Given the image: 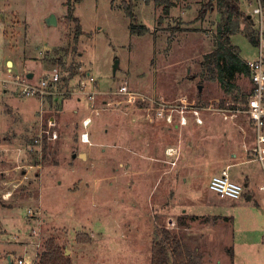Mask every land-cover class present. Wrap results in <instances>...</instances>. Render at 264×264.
I'll return each mask as SVG.
<instances>
[{
    "label": "rangeland",
    "instance_id": "rangeland-1",
    "mask_svg": "<svg viewBox=\"0 0 264 264\" xmlns=\"http://www.w3.org/2000/svg\"><path fill=\"white\" fill-rule=\"evenodd\" d=\"M205 2L176 0L165 13L153 0H0V264H34L51 237L73 264H147V247L150 255L161 232L156 224L152 232L153 214L166 197L172 213L183 207L229 218L223 225L233 243L223 251L211 243L213 261L264 264V169L246 150L255 129L242 102L252 83L238 75L236 90L227 92L203 72L206 55L216 49L220 20L217 11L199 17ZM257 5L241 0L249 18ZM71 9L82 28L77 41L75 22L67 19ZM50 14L57 15V26L46 24ZM243 19L231 43L245 62L256 58L257 48ZM132 24L147 29L133 34ZM54 69L65 95L60 104L48 97L42 113L40 99L24 97L20 83L38 82ZM88 74L96 80L87 89L95 92L94 107L79 89ZM123 83L148 100L128 103L117 93ZM160 98L176 104L187 98V127L192 121L201 127H176L177 112L171 127L153 119L151 100ZM192 109L199 110L202 124ZM85 116L93 120L92 147L79 141ZM51 117L56 125L50 131L59 138L44 135L36 143ZM151 144L177 150L158 171L151 170ZM211 146L250 160L232 168L238 174L232 180L250 183L241 200L218 201L209 189L218 164L211 153L201 159L199 151ZM84 149L89 158H72Z\"/></svg>",
    "mask_w": 264,
    "mask_h": 264
},
{
    "label": "built area",
    "instance_id": "built-area-1",
    "mask_svg": "<svg viewBox=\"0 0 264 264\" xmlns=\"http://www.w3.org/2000/svg\"><path fill=\"white\" fill-rule=\"evenodd\" d=\"M258 5L251 11V20L256 36L257 56L254 60L245 61L246 66L249 69V79L252 83L250 93L245 102L244 108L245 114L248 116L253 129H255L254 142L246 150L258 160L264 169V0H257ZM62 82V76L58 69H54L51 73L41 78L38 82H32L26 80L20 83V93L25 97H35L41 100H45L48 97H58L63 93L60 91V84ZM96 80L88 74L83 80L80 81V92L87 96V100L90 102L91 107L95 106V92L87 91L88 86L94 85ZM119 95L130 104H136L137 102H146L148 97L143 96L139 92L130 89L128 83H123L119 91ZM152 118L157 121H163L172 125L175 121V112L178 113V126L185 127L189 123V116L186 114L188 109L187 98H181L179 103L170 102L164 98L151 100ZM195 115V121L198 124H202L203 120L200 116L198 109H192ZM48 131L43 132L41 130L40 136L36 139V143L42 141V137L47 135L49 141H56L59 138L56 130L50 131L55 123V118L48 119ZM83 127L88 129L92 123L91 116L83 120ZM81 141L85 144L92 145L90 135L87 131L81 134ZM175 149L168 148L166 153L172 155ZM264 188V185H263ZM209 189L215 192L220 198L239 200L244 194V187L231 179L229 168L224 169L219 175H214L209 183ZM10 193L5 194L4 197L8 198ZM31 212V211H29ZM176 226L175 221L171 218L167 223L168 228H174ZM17 264H30L27 259H19Z\"/></svg>",
    "mask_w": 264,
    "mask_h": 264
},
{
    "label": "trees",
    "instance_id": "trees-1",
    "mask_svg": "<svg viewBox=\"0 0 264 264\" xmlns=\"http://www.w3.org/2000/svg\"><path fill=\"white\" fill-rule=\"evenodd\" d=\"M157 6H161L165 13L175 6L176 0H153ZM125 11L129 17L135 18L132 5L127 4ZM220 15L218 22V41L214 52L206 55L204 71L206 75L220 83L227 92L236 90L235 80L238 75L249 78V69L240 58L238 49L231 43V37L241 27L240 19L243 17L244 32L246 36L255 44L256 36L252 26V20L241 10V0H206L199 12V17L204 18L209 12H216ZM67 19L75 22L74 39L77 41L82 33L80 21L74 19L72 9L67 15ZM139 27V30L137 29ZM131 32L146 30L145 25L130 26ZM140 33V32H139ZM138 33V34H139ZM251 90V88H250ZM249 92L242 95V102H246ZM236 100L238 98L236 97ZM177 224H185L182 218H178ZM175 228H161L160 235L156 237L151 246V264H203L202 258L196 255V250H192L175 231ZM233 251V250H232ZM231 255L233 256V252ZM34 264H73L70 257L65 255L63 246L57 243L54 237L45 241L44 249L38 256Z\"/></svg>",
    "mask_w": 264,
    "mask_h": 264
},
{
    "label": "crops",
    "instance_id": "crops-1",
    "mask_svg": "<svg viewBox=\"0 0 264 264\" xmlns=\"http://www.w3.org/2000/svg\"><path fill=\"white\" fill-rule=\"evenodd\" d=\"M8 63L12 64V61H8ZM15 64L16 63H14L13 68L15 67ZM29 74H33V73H29ZM29 74H28V76H29ZM32 78H34V74H33ZM32 78H30V79H32ZM30 81L33 82V80H30ZM61 85L62 84H60L59 89H60V91H62L63 94L60 97L65 95L64 91L62 90L63 85L62 86ZM63 98H64V96L62 98H59V96L58 97H50V99L54 100L55 102H57L59 104L62 103ZM40 101H41L40 111L43 113V112L47 111L46 109H47V103L49 102V99L48 98L45 100L40 99ZM85 117H87V116H85ZM84 118H83V120H84ZM92 122H93V120H92ZM249 122H250V120H249ZM193 125L195 126V129L198 127H201L192 121V123L190 124V127ZM168 126L171 127L172 125H168ZM175 126L179 127L178 123ZM190 127L186 126V127H179V128L187 131L188 128H190ZM250 127L253 130V126H252L251 122H250ZM82 128H83V130L80 133L79 141H80V145L84 146V145H88V144H85L81 141V134L83 132L87 131L90 135V131H88V129H85L83 127V125H82ZM187 132H190V131L188 130ZM90 139H91V135H90ZM91 142H92V140H91ZM88 146L92 147V145H88ZM170 147H172V146H169V145L168 146H158L156 144H151V148L149 150L152 153V157H150V160L153 162V164L151 166V170H153V171L157 170L158 171V169L165 167V165L169 163L170 155H168L166 153V150ZM84 151H85V149H84ZM175 151H177V150L175 149ZM199 153H200L201 159H205L206 157H208V153L212 154V158H210V160L212 161V164H214L215 162L218 164L216 166V169H218V172L215 175H219L224 169L229 168V172H231L230 176L235 177L238 174H233L232 168L240 166V165L250 161V160L249 161L243 160L245 158L244 153H242V155L244 156V158H243L242 155H239L234 151L231 152L230 154H227L225 152V150L219 151V149H215L214 146H211V147L205 148V149L202 148L199 151ZM74 154H76V153H74ZM80 154H83V153H80ZM80 154H78L77 156H79ZM84 154H86V158L90 157L89 152L85 151ZM229 155H230V158L228 157ZM241 171L242 170H239L240 173H241ZM165 172H163V173L160 172L158 174H164ZM213 176H214V174L209 178L208 186H209L210 180ZM246 178L249 181L248 175H246ZM263 185H264V183H263ZM249 186H250V183L246 182L245 187L249 188ZM245 187H244L243 196L245 195ZM261 188L264 190L263 186ZM171 198H173V200H174V197H171ZM250 198H251V196L248 197V200H250ZM223 200H225V199L219 197L218 201H223ZM227 200H231V199H227ZM239 200H241V199H239ZM239 200H237V201H239ZM171 203H172V200H167V197H166V201L164 202L163 206H160V210L154 212L153 218H154L155 223H153L154 227L153 226L152 227L154 229L152 230V232L157 231L155 229V224H156V227L165 228L169 219L172 218L175 222H177L178 218H182V221L185 224L179 225L176 223V226L174 227L175 229L173 231L178 233V235L185 242H187V244L189 245L190 248H192V250H196V255L198 257H201L202 260H204V261H202L203 264H213V262L221 264L222 261H220L218 257L214 258V261H213V256H212L213 252L211 253L210 246H212L211 243L218 245V247L222 246L223 249L219 248V250L223 251V250H226L233 243L234 235H232V232L228 231L227 228L223 225L225 223V221H226V223L229 222L228 221L229 218L225 215L220 214V213H213L214 210H213V212H203L202 213V212H195L193 210L183 209V207L181 208V210L179 212L176 209L174 211V213H172V212L168 211ZM213 207H215L214 204H213ZM213 207H212V209H213ZM222 207H225V205H223ZM210 217H214V218H212L210 220ZM157 220L159 221V224H158ZM214 221L217 223L209 224L210 222H214ZM218 226L222 227V228H219ZM171 229H173V228H171ZM147 248H148L147 264H151V261H150L151 252L149 255L150 244L148 245ZM232 252H233V256H234V251H232ZM8 259L10 261L11 257H8ZM136 262H137V260H136ZM9 264H10V262H9Z\"/></svg>",
    "mask_w": 264,
    "mask_h": 264
},
{
    "label": "water",
    "instance_id": "water-1",
    "mask_svg": "<svg viewBox=\"0 0 264 264\" xmlns=\"http://www.w3.org/2000/svg\"><path fill=\"white\" fill-rule=\"evenodd\" d=\"M46 24L48 25V26H57V24H58V18H57V15H55V14H50L47 18H46ZM118 68H119V61H117L116 63H115V65H114V73H116V71L118 70ZM33 77V74H29V76H28V78H32ZM202 88H200V90H201ZM81 158H85L86 159V154H80L79 155ZM77 157V154H74L73 155V158H76ZM10 264H12L11 262H10Z\"/></svg>",
    "mask_w": 264,
    "mask_h": 264
}]
</instances>
